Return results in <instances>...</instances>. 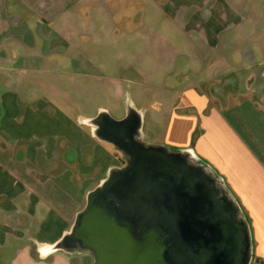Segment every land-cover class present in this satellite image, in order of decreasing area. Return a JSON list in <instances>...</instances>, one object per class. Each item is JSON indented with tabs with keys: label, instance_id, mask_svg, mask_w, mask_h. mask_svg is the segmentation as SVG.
<instances>
[{
	"label": "crops",
	"instance_id": "crops-1",
	"mask_svg": "<svg viewBox=\"0 0 264 264\" xmlns=\"http://www.w3.org/2000/svg\"><path fill=\"white\" fill-rule=\"evenodd\" d=\"M206 1L201 16L183 14L175 0H0V264L94 259L71 237L76 217L135 144L186 158L241 222L246 264H264V90L256 84L264 68L251 50L244 60L240 46L221 43L230 16L254 37L258 54L264 9L244 19L229 0ZM184 19L204 39L194 64H179L176 43L161 44L162 33L186 30ZM116 49L129 51L127 59L116 58ZM205 64L211 72L203 85L192 78L180 85ZM116 67L156 90L150 106L161 109L160 99H170L167 120L149 117L166 121L153 144L143 131L146 108L82 110L97 94L114 96ZM67 85L84 97L79 121L62 100Z\"/></svg>",
	"mask_w": 264,
	"mask_h": 264
},
{
	"label": "water",
	"instance_id": "water-1",
	"mask_svg": "<svg viewBox=\"0 0 264 264\" xmlns=\"http://www.w3.org/2000/svg\"><path fill=\"white\" fill-rule=\"evenodd\" d=\"M135 145L138 157L91 192L76 217L71 237L93 251V264H236L234 223L208 218L215 193L184 165L173 172L160 148Z\"/></svg>",
	"mask_w": 264,
	"mask_h": 264
},
{
	"label": "rangeland",
	"instance_id": "rangeland-1",
	"mask_svg": "<svg viewBox=\"0 0 264 264\" xmlns=\"http://www.w3.org/2000/svg\"><path fill=\"white\" fill-rule=\"evenodd\" d=\"M177 1L176 5L174 6L181 9L183 14H187L188 12H192L193 10L196 12L202 13L201 16L204 15V12L206 10V0H175ZM239 2H235V0H229V3L233 4L236 9L239 12H242V16L244 19H249V18H257L256 13H254L255 10L260 12L261 7L264 9V0H238ZM164 10L167 13L171 12V7L170 5H167L164 7ZM241 16V17H242ZM182 19V18H181ZM225 21V27L223 28V36L221 37V43L227 42L228 47H232L231 44L233 45H238L241 47L240 53L243 57L244 60H247L248 57L250 56V53H247V51L251 50L253 52V57L255 58L256 61H258V64L260 67L259 68H264V15L259 16V24L257 25L258 31L261 35L260 38V45L258 49V54L256 52V40L254 37L252 38L251 36H248V31L245 33H241V30L237 29V27L233 26V23L235 26H240L241 24H236L235 20L233 17L229 16V19H223ZM187 19H184V26L186 30L184 31H178V32H173V33H168L164 32L160 35L161 38V44L164 45V43H170L174 42L179 46V51H180V56H179V64H187L188 61L189 63L194 64V60L200 62V57L201 54L204 50L199 49L204 43V39L200 36L198 32H194L192 30H189L191 28V25L188 24ZM157 27H160L159 23L156 24ZM228 25H231V27L227 28ZM197 26L202 27L203 23L202 21L199 22ZM188 30V31H187ZM237 32V33H236ZM251 34V32L249 31ZM100 38L102 40L104 34L102 32L99 33ZM154 37V34H152ZM120 36V35H118ZM118 41L124 42V39H118ZM133 43L137 42L138 40L135 38H132ZM135 52V51H130ZM127 52L126 50H117L116 49V58H120L121 60L127 59ZM211 57V56H210ZM133 58V55L131 56ZM209 58V56H208ZM212 58V57H211ZM190 59V60H188ZM256 65V66H257ZM193 67V66H192ZM185 68V66H181V70ZM191 68V67H190ZM211 67H207L205 64L203 67L195 66L193 71L189 72L188 74L186 73L184 76H181V82L180 85L182 86L184 81H187L192 78L196 79V83H199L201 85L204 84V82L209 78L211 70H209ZM112 72L113 69L111 68ZM114 77L118 79L117 83L121 84L120 87H118L115 91L114 96L110 97L106 94L100 95L97 94L92 98V104H84L85 107H83L82 110H88L91 108V105L94 107L92 109H96V107H109L111 108L112 106L124 108L126 107L127 109L130 108V104H132L136 107L140 108H146L147 113H146V122L144 125L143 131L146 133V141L153 144L152 142H156L159 140V137L162 138L163 134L165 132V127H166V121L167 118L169 117V112H170V107L166 106L169 102L170 99L169 97L167 98H161V104L159 108L161 109H156L158 106L156 103L153 106H150V99H151V94L152 92H156V90L150 91L144 84L140 83L142 81H138L137 83L134 81V77L130 75L129 71L127 69L123 70L118 67L114 69ZM262 76H258L256 84H258L260 87L258 89H263L264 90V78H261ZM128 79V81H125V79ZM102 83V81H100ZM171 80L169 79L166 81V83H170ZM67 88L69 86L67 85ZM248 87L245 85H242L239 87V89H247ZM69 94H67V97L65 99H62L64 101V104L68 107L67 111L72 115V119L75 120H80V116H77L76 112L80 111L81 109L79 108L80 99L84 97H75L74 96V89L69 88ZM136 93L137 96H133L130 93ZM139 94H142L141 96ZM133 97V98H132ZM139 98V100L136 99ZM88 98V97H87ZM83 105V104H81ZM83 105V106H84ZM112 109V108H111ZM113 110V109H112ZM156 115L161 116L162 119H165L163 121H159L157 123H152L151 120L149 119L150 115ZM143 127V126H142ZM186 160V158H185ZM187 161V160H186ZM205 175V174H204ZM200 177H198L200 180L203 178V176L200 174ZM214 195V194H213ZM215 202V201H214ZM216 204V203H215ZM216 207V206H215ZM223 217L227 219H232V223H234L235 227L238 228L239 230L241 229L240 227V222L237 220V217L234 215H229V212H222ZM240 239L237 241V248L239 251V257H237L238 262L236 264H246V259H243V252L242 250L244 249L243 247V240H242V232L240 231ZM84 256V257H83ZM80 257L83 258V261L81 264H92L94 262V259H92V255H81ZM71 259V264H78L79 259L76 256H71L69 257ZM244 260L243 262H240L241 260ZM47 260L46 262H48Z\"/></svg>",
	"mask_w": 264,
	"mask_h": 264
},
{
	"label": "flooded vegetation",
	"instance_id": "flooded-vegetation-1",
	"mask_svg": "<svg viewBox=\"0 0 264 264\" xmlns=\"http://www.w3.org/2000/svg\"><path fill=\"white\" fill-rule=\"evenodd\" d=\"M139 152H141L140 149H138V150H136L135 148L128 149V153H129L128 154V160L126 162H124L123 166L120 169H123V168H126V167L130 166L133 163L134 156L138 157L137 153H139ZM157 157H159L161 159L165 158V159L171 161L173 172L178 168L179 164H180V166L184 165V167L187 169V171L189 173V176H192L193 178H195L197 180H200L198 178V177H200L199 176L200 173H198V171H196V168L191 167V165L188 163V161H186L184 159L183 156L177 155L176 153H173V152L165 150V149H160V151L157 154ZM200 181H202L204 183L206 190H209L210 187L208 185L209 183L207 182V179L205 177H203V178H201ZM192 185H194V184H192ZM214 204H215L216 207L214 206L213 214H212V211L208 214V218L210 220H212V221H219V220L221 221V220H223V221H231V222H233L231 218L227 219V218L223 217V213L222 212H228V211H227V208L224 205V202L220 201L217 196L215 198ZM229 213H230L229 215H234L232 212H229ZM237 231H238V239H240V237H239L240 233L239 232L241 231V229L239 230L237 228ZM244 238L245 237L242 236L243 246H244L243 247L244 249L242 250V252L244 254H246V251H245V245H246V241L245 240H246V238L245 239ZM239 242H241V241H239ZM218 243H220V242H218ZM212 244L215 245L217 243L216 242L215 243L214 242L208 243V245H210V246ZM239 251H240V249H239ZM238 257H239V255H238ZM237 261H238V259L236 260V262Z\"/></svg>",
	"mask_w": 264,
	"mask_h": 264
},
{
	"label": "bare ground",
	"instance_id": "bare-ground-1",
	"mask_svg": "<svg viewBox=\"0 0 264 264\" xmlns=\"http://www.w3.org/2000/svg\"><path fill=\"white\" fill-rule=\"evenodd\" d=\"M231 235H229L227 238L230 239Z\"/></svg>",
	"mask_w": 264,
	"mask_h": 264
}]
</instances>
